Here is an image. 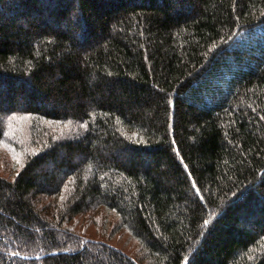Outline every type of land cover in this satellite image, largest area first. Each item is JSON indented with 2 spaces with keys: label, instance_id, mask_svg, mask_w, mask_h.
<instances>
[{
  "label": "trees",
  "instance_id": "1",
  "mask_svg": "<svg viewBox=\"0 0 264 264\" xmlns=\"http://www.w3.org/2000/svg\"><path fill=\"white\" fill-rule=\"evenodd\" d=\"M9 126L0 264H264V0H0Z\"/></svg>",
  "mask_w": 264,
  "mask_h": 264
},
{
  "label": "rangeland",
  "instance_id": "2",
  "mask_svg": "<svg viewBox=\"0 0 264 264\" xmlns=\"http://www.w3.org/2000/svg\"><path fill=\"white\" fill-rule=\"evenodd\" d=\"M18 119H26L27 116L13 115ZM12 117V116H11ZM24 122V120H23ZM24 126V125H23ZM25 126H27L25 124ZM24 128V127H23ZM27 128V127H26ZM59 128L52 126L51 129ZM22 139L20 135L22 130L19 126H9L0 140V175L13 177L20 169L26 154L30 150H26V146L30 141L29 131L25 130ZM32 143L30 142L29 147ZM32 147L31 149H33ZM77 227L88 228V230L101 236L109 244L130 254L132 257L139 255V245L137 240L132 237L126 230L117 227V218L111 212L103 210L91 211L81 215L77 219ZM84 232V231H82Z\"/></svg>",
  "mask_w": 264,
  "mask_h": 264
},
{
  "label": "snow or ice",
  "instance_id": "3",
  "mask_svg": "<svg viewBox=\"0 0 264 264\" xmlns=\"http://www.w3.org/2000/svg\"><path fill=\"white\" fill-rule=\"evenodd\" d=\"M9 119L12 120V119H15V117H10ZM207 223H208V221H205V224H207Z\"/></svg>",
  "mask_w": 264,
  "mask_h": 264
},
{
  "label": "water",
  "instance_id": "4",
  "mask_svg": "<svg viewBox=\"0 0 264 264\" xmlns=\"http://www.w3.org/2000/svg\"><path fill=\"white\" fill-rule=\"evenodd\" d=\"M23 257H28V258H30V256H23ZM35 258H37V257H40L39 255H36V256H34Z\"/></svg>",
  "mask_w": 264,
  "mask_h": 264
}]
</instances>
